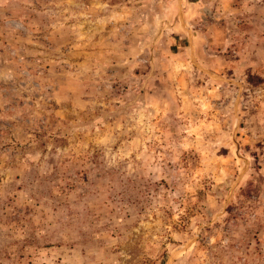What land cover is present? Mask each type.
Instances as JSON below:
<instances>
[{"label":"rangeland","instance_id":"obj_1","mask_svg":"<svg viewBox=\"0 0 264 264\" xmlns=\"http://www.w3.org/2000/svg\"><path fill=\"white\" fill-rule=\"evenodd\" d=\"M0 264H264V0H0Z\"/></svg>","mask_w":264,"mask_h":264}]
</instances>
